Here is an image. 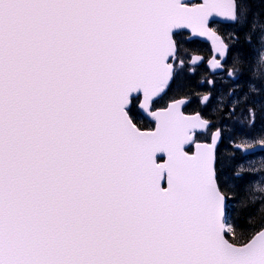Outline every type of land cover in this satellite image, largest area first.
I'll return each mask as SVG.
<instances>
[{
    "label": "snow or ice",
    "instance_id": "1",
    "mask_svg": "<svg viewBox=\"0 0 264 264\" xmlns=\"http://www.w3.org/2000/svg\"><path fill=\"white\" fill-rule=\"evenodd\" d=\"M213 17L251 49L254 125L264 0H0V264H264V187L234 215L221 130L198 142L212 122L185 99L155 107L180 30L229 51Z\"/></svg>",
    "mask_w": 264,
    "mask_h": 264
},
{
    "label": "flooded vegetation",
    "instance_id": "2",
    "mask_svg": "<svg viewBox=\"0 0 264 264\" xmlns=\"http://www.w3.org/2000/svg\"><path fill=\"white\" fill-rule=\"evenodd\" d=\"M215 26L218 27L225 42L231 44L232 41L229 40V33H233L234 30L230 28V25L215 24ZM187 37L186 33H179L176 39L178 42L182 41L185 44H194L195 47H192V51L188 50L187 53L182 54V50L178 44L179 51L174 67L179 74L172 81L166 95H163L158 100L155 107H166L171 99L188 98L189 101L183 108V111L188 114L200 112L204 118L212 122L208 131L202 135H198L202 137V140H209L213 130L219 127L222 129L223 122L225 121L224 114L238 108V103L241 102L244 96L243 92L248 85V83H244L248 69L243 68L238 62L233 60L234 49L229 45L228 55L223 62V71L219 74L211 73L208 61L211 59L213 52L209 44L196 39L189 40ZM194 54L202 55L204 60L198 65L193 66L190 65V60ZM179 61H183L182 66ZM230 70L234 72L233 76L228 75ZM190 79H194V84L191 87L186 83ZM209 81H212V83H209ZM175 89L177 93L173 95L172 91ZM204 95H209V100L202 102L201 96ZM137 111L140 112V126L144 129L154 128L155 123L144 116L139 108H137ZM235 151L241 152L240 150Z\"/></svg>",
    "mask_w": 264,
    "mask_h": 264
},
{
    "label": "trees",
    "instance_id": "3",
    "mask_svg": "<svg viewBox=\"0 0 264 264\" xmlns=\"http://www.w3.org/2000/svg\"><path fill=\"white\" fill-rule=\"evenodd\" d=\"M246 47H247V44L244 43L243 36L241 35L239 42H236L235 46L233 48L234 49L233 58L235 60L236 54L240 53L241 59L238 62V64L245 69H247V67H246L247 66L246 65L247 59H245V58H246V55L248 54L247 50L245 51ZM186 48L190 51H192V49H193L192 47L189 48L187 46H186ZM186 83L188 86L190 85L189 87H191V85L194 84V79H190ZM244 83H248V82L244 81ZM245 91H247V86H246V89L244 90L243 93H245ZM182 92H184V91H182ZM173 94H176V92L173 91ZM242 99L244 101V96ZM250 107H251V101H249L248 103L244 102L243 105L241 106V108H242L241 111L243 114L240 111L236 112L238 119L242 122V125H239V127L236 126V122L234 121V120H236L235 119V116H236L235 113H232L231 111H229V112L224 114L225 115V116H223V117H225V121L223 122L224 123V130L226 129V131L228 132V134H227L228 140H231V141L237 140L239 142H242V140L245 138H248L251 142H259L260 140L261 141L264 140V123H262V122H264V115H262L259 111H257L256 116H255L254 125L250 124V122H249L250 116H249V111H248V109ZM238 113H239V115H238ZM257 116H258V118H257ZM242 117L245 118L246 123L243 122ZM261 118H263L262 122H261ZM252 125H253V127L250 129L248 126H252ZM260 125H262V126H260ZM223 151H225V153H226V162H224V164L221 162L223 168H224V166L227 169L233 168V166H234L233 160H231L233 153H232V151L229 150V146L226 145ZM227 163H229V164H227ZM226 176L229 177L230 175L228 174ZM232 179H233V181H230V182L234 185V183H233L234 180H235V183L236 182L239 183V180H241L242 178L241 179L240 178H238V179L232 178ZM232 193H233V195L237 194L235 192V189L233 192V188H232ZM245 197H247L248 200H249V197L253 198L249 193L247 194L243 191V194L240 196V200H243ZM236 209H237V211L234 213V215L239 216L240 215V212H239L240 204H239V206L236 207ZM256 227H257V229L259 228V223H257Z\"/></svg>",
    "mask_w": 264,
    "mask_h": 264
},
{
    "label": "rangeland",
    "instance_id": "4",
    "mask_svg": "<svg viewBox=\"0 0 264 264\" xmlns=\"http://www.w3.org/2000/svg\"><path fill=\"white\" fill-rule=\"evenodd\" d=\"M230 34V33H229ZM183 43V42H182ZM184 47L186 46L184 43H183ZM191 47H195L194 44L192 45L191 44ZM247 50L248 54L246 55V58L247 59V69H248V74L245 75V80L248 82V75H249V68H250V59H251V56H252V53H251V49L249 48V45H247L245 51ZM242 108L241 106L238 108V111H240L242 113ZM243 114V113H242ZM239 115V113H238ZM258 118V116H257ZM235 119L234 120L236 122V126L239 127V125H242V122L238 119V116L236 114L235 116ZM243 122H245V118H243ZM262 119L261 118V122H262ZM264 123V122H262ZM262 126V125H260ZM250 129L253 127L252 126H248ZM228 132H225V135H227ZM248 138H245L243 140L244 143H247L248 142ZM222 149V148H221ZM220 159H221V162L224 164V162H226V153L225 151L221 153L220 155ZM237 162V161H236ZM264 162V157H259V158H256V159H251V160H246V161H241L239 159V165H236V163L234 164V172H239L241 173V171H244L246 174H245V178H242L241 180H239V183L236 182L234 188H233V192H234V189H235V192L237 194H234L232 193V191L229 193L231 196H233V200H232V204L233 206L236 208L237 206H239L240 204V196L243 194V191L245 193H249L252 197H256L258 198L261 194L257 191L258 188H261V187H264V164L261 165V163ZM229 164V163H227ZM226 165V164H225ZM224 172H228V169L224 166ZM233 178L235 179V177L233 176ZM234 183H235V180H234ZM253 198H250L249 197V200H252Z\"/></svg>",
    "mask_w": 264,
    "mask_h": 264
},
{
    "label": "water",
    "instance_id": "5",
    "mask_svg": "<svg viewBox=\"0 0 264 264\" xmlns=\"http://www.w3.org/2000/svg\"><path fill=\"white\" fill-rule=\"evenodd\" d=\"M192 1H194V0H192ZM198 1H200V0H198ZM210 19H213V20H215V21H220V22L231 23V22H228V21H226L224 18H221V17H213V18H210ZM184 30H185V31H188V32L191 34L190 38H199V39H201V40H205V41L210 42V44H211V46H212V49H213V52H214V56H219V54L216 53V52L214 51V45H213V43H212L211 38H209V37H202V36H199V35H195V34H193V33L191 32V29H184ZM194 58H195V57H194ZM194 58L192 59V64H197V63L200 62V60H198V61H195V63H193ZM224 58H225V57H221V60H220V61H222ZM208 65L210 66L209 62H208ZM210 68H211V66H210ZM211 69H212V72H220L222 68H218V69H213V68H211ZM183 106H184V105H183ZM183 106H182V107H183ZM181 110H182V109H181ZM150 118H151V117H150ZM202 131H204V130H198V132H202ZM220 141H221V139L217 142V146H218V144L220 143ZM261 149H264V145H258L257 147H254V148H251V149H247V148L245 149V148H243V150L245 151V153H249V152H253V151L261 150ZM194 151H195V146H194Z\"/></svg>",
    "mask_w": 264,
    "mask_h": 264
}]
</instances>
